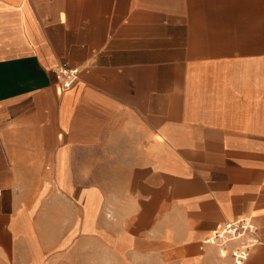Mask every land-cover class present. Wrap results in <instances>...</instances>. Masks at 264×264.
Returning <instances> with one entry per match:
<instances>
[{
  "label": "crops",
  "instance_id": "crops-1",
  "mask_svg": "<svg viewBox=\"0 0 264 264\" xmlns=\"http://www.w3.org/2000/svg\"><path fill=\"white\" fill-rule=\"evenodd\" d=\"M238 217L264 264V0H0V264H223Z\"/></svg>",
  "mask_w": 264,
  "mask_h": 264
},
{
  "label": "built area",
  "instance_id": "built-area-1",
  "mask_svg": "<svg viewBox=\"0 0 264 264\" xmlns=\"http://www.w3.org/2000/svg\"><path fill=\"white\" fill-rule=\"evenodd\" d=\"M78 74V70L67 63H62L57 68V75L64 89L73 85ZM258 242L257 225L248 217H238L216 227L204 245L216 247L221 258L230 259V262L223 264H245Z\"/></svg>",
  "mask_w": 264,
  "mask_h": 264
},
{
  "label": "rangeland",
  "instance_id": "rangeland-1",
  "mask_svg": "<svg viewBox=\"0 0 264 264\" xmlns=\"http://www.w3.org/2000/svg\"><path fill=\"white\" fill-rule=\"evenodd\" d=\"M66 264H170L161 262L154 257H139L131 255L129 258L111 257L105 251H98L97 254L89 250H81L70 255Z\"/></svg>",
  "mask_w": 264,
  "mask_h": 264
}]
</instances>
